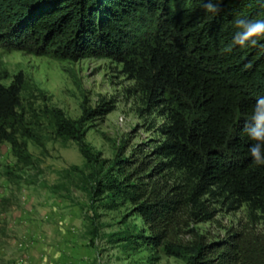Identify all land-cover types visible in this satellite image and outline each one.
I'll list each match as a JSON object with an SVG mask.
<instances>
[{
	"label": "rangeland",
	"instance_id": "374dc122",
	"mask_svg": "<svg viewBox=\"0 0 264 264\" xmlns=\"http://www.w3.org/2000/svg\"><path fill=\"white\" fill-rule=\"evenodd\" d=\"M4 7L0 0V26ZM142 21L138 37L154 31L153 20ZM18 73L23 84L15 144L0 143V264H187L196 235L207 241L235 233L264 237V212L205 194L199 201L212 217L200 220L203 212L190 200L194 181L171 167L153 171L167 161L153 151L165 140L167 110L121 62L55 58L2 45L0 83L9 85ZM105 101L109 112L86 113ZM58 111L83 117L80 133L95 161L87 162L74 140L55 132ZM144 154L154 162L140 169ZM122 158L129 162L124 169L116 163ZM118 183L136 185L124 188L139 196L116 195L106 186ZM167 192L182 201L160 223L157 240L138 205Z\"/></svg>",
	"mask_w": 264,
	"mask_h": 264
},
{
	"label": "trees",
	"instance_id": "16d2710c",
	"mask_svg": "<svg viewBox=\"0 0 264 264\" xmlns=\"http://www.w3.org/2000/svg\"><path fill=\"white\" fill-rule=\"evenodd\" d=\"M3 4L0 47L55 58H112L151 100L164 103L165 140L153 151L155 159L167 161L154 164L153 171L171 167L194 181L190 200L203 212L200 220L212 217L199 201L205 194L246 202L264 212V165L254 163L249 152L254 141L244 130L264 97V38L255 46L232 43L237 19H264V0H223L216 14L205 10L203 0H3ZM146 19L153 20L154 31L136 36V23ZM22 84L21 73L9 85L0 83V143L15 144ZM110 110L105 101L86 113ZM82 119H69L58 111L55 132L74 140L84 159L92 162L95 157L80 133ZM153 162L144 154L139 168ZM116 163L122 169L129 164L123 158ZM106 186L116 195L134 199L139 194L124 188L134 184ZM177 195L158 194L138 205L144 221L157 231V240L160 223L182 201ZM190 252L187 264H264V237L235 233L207 241L196 235Z\"/></svg>",
	"mask_w": 264,
	"mask_h": 264
},
{
	"label": "clouds",
	"instance_id": "9594fccd",
	"mask_svg": "<svg viewBox=\"0 0 264 264\" xmlns=\"http://www.w3.org/2000/svg\"><path fill=\"white\" fill-rule=\"evenodd\" d=\"M223 0H203L204 8L209 13H219V5ZM237 31L233 35L232 43L241 47L255 46L260 38H264V19H237ZM248 137L254 141L249 148L250 155L257 165H264V97L254 106L250 122L244 127Z\"/></svg>",
	"mask_w": 264,
	"mask_h": 264
}]
</instances>
